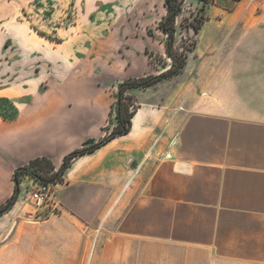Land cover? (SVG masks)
I'll return each instance as SVG.
<instances>
[{
  "label": "crops",
  "instance_id": "crops-1",
  "mask_svg": "<svg viewBox=\"0 0 264 264\" xmlns=\"http://www.w3.org/2000/svg\"><path fill=\"white\" fill-rule=\"evenodd\" d=\"M140 1L131 28L105 34L124 40L109 46L99 30L93 47L47 39L0 2V98L17 112L0 115V204L19 166L46 157L57 170L104 137L117 83L152 73L147 52L163 55L165 39L150 29L166 8ZM222 10L217 39L199 54L211 17L188 31L196 45L179 74L128 91L137 106L128 133L72 159L56 213L25 205L20 181L0 215V264H264V75L244 71L264 68V14L248 28L240 0Z\"/></svg>",
  "mask_w": 264,
  "mask_h": 264
},
{
  "label": "rangeland",
  "instance_id": "rangeland-1",
  "mask_svg": "<svg viewBox=\"0 0 264 264\" xmlns=\"http://www.w3.org/2000/svg\"><path fill=\"white\" fill-rule=\"evenodd\" d=\"M6 2L8 6L17 7L19 16L29 22L37 31L43 32L46 36L53 39L82 37V43L90 45L95 44V34L102 31V40L105 44L111 46L117 44L118 40L124 38L116 36H107L110 29H128L134 22V18L141 13L143 6L140 0H0ZM236 0H208L207 3L202 0H184L183 9L176 23L177 39L175 38V50L179 55L186 53V49L195 41V35L188 33L192 29L190 23L194 17L203 15L211 20L205 23L200 33V45L196 48V54H199L207 43H212L216 37L215 13L222 12V8L231 9ZM242 2V14H246V20L242 21V26L255 27L258 15L264 14V0H240ZM21 7V8H20ZM22 9V11H21ZM156 24H152L150 29L152 38L156 41L165 39L166 36L158 29ZM124 46V41L121 44ZM123 47H120V50ZM191 59V62L195 61ZM264 60V58H262ZM152 73L157 74L163 70V67H169L171 59L166 55H159L158 52H151ZM243 71V70H242ZM245 75L255 76L256 72L264 75L263 69L244 70ZM252 73V74H251ZM254 73V74H253ZM155 90V89H154ZM131 97H133L131 95ZM128 101V100H127ZM132 107L134 100L128 101ZM0 109L4 113H11L12 107L4 101H0ZM264 120V118H262ZM264 139V134H263ZM264 141V140H263ZM26 191L30 190L29 180L31 176H26ZM25 205L33 210L27 194ZM228 215L229 221L235 219L241 221L242 214ZM240 216V217H239ZM242 232V230L240 231ZM89 264V261L83 262Z\"/></svg>",
  "mask_w": 264,
  "mask_h": 264
},
{
  "label": "trees",
  "instance_id": "trees-1",
  "mask_svg": "<svg viewBox=\"0 0 264 264\" xmlns=\"http://www.w3.org/2000/svg\"><path fill=\"white\" fill-rule=\"evenodd\" d=\"M207 3L208 0H202ZM184 0H164V6L166 8V14L158 22V29L162 31L165 38V52L166 55L171 59L172 63L169 67H163V70L157 74H146L139 77H130L127 79L118 82L116 85V102L112 108V113L114 118L109 120L110 126L106 128V134L104 137L100 138L98 141L88 140L80 148H77L63 158L62 164L59 169L55 170L52 162L46 157H36L31 159L28 164L19 166L15 169L13 173L14 179V191L12 195L3 203L0 204V215L9 210L15 201L18 198L20 192V181L26 176H31L38 179L41 182L48 183H60L62 176L66 169L70 166V163L73 158L79 155H84L93 152L100 146L104 145L106 142L111 139L126 134L130 131L131 128V119L135 113L137 106L132 105L128 102L133 100V97L128 93L132 88H147L151 85H154L164 79L173 77L179 74L183 67L186 64V58L189 52L193 51L195 48L196 42L193 41L191 46L186 49V53L179 55L175 50V33H176V17L183 10ZM206 20V16L200 15L193 18V21L190 23V27L195 34L198 33L202 24ZM32 28L41 36L46 37L47 39L59 42L60 39H53L49 36H46L43 32L37 31L33 26ZM151 59V52H147ZM128 100V101H127ZM0 101H4L9 104L13 111L9 114L4 113L0 109V115L4 118L11 119L14 118L17 114L16 109L11 105L7 100L0 98Z\"/></svg>",
  "mask_w": 264,
  "mask_h": 264
},
{
  "label": "built area",
  "instance_id": "built-area-1",
  "mask_svg": "<svg viewBox=\"0 0 264 264\" xmlns=\"http://www.w3.org/2000/svg\"><path fill=\"white\" fill-rule=\"evenodd\" d=\"M58 183L41 182L38 179L31 177L29 180L30 190L27 192V199L32 208L37 213L39 210H44L46 213H56L61 203L57 198L55 186Z\"/></svg>",
  "mask_w": 264,
  "mask_h": 264
}]
</instances>
